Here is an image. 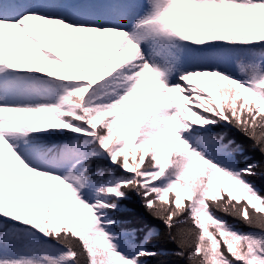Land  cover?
<instances>
[{
    "label": "snow or ice",
    "instance_id": "1",
    "mask_svg": "<svg viewBox=\"0 0 264 264\" xmlns=\"http://www.w3.org/2000/svg\"><path fill=\"white\" fill-rule=\"evenodd\" d=\"M225 128L264 157V0H0V264H152L132 194L188 264H264Z\"/></svg>",
    "mask_w": 264,
    "mask_h": 264
},
{
    "label": "trees",
    "instance_id": "2",
    "mask_svg": "<svg viewBox=\"0 0 264 264\" xmlns=\"http://www.w3.org/2000/svg\"><path fill=\"white\" fill-rule=\"evenodd\" d=\"M223 132L226 133L228 139H233L238 143H243L244 145V153L240 157L241 160L245 158H250L255 161H261V168L257 169V172H264V157L261 156L258 149L253 150L250 145L252 141L243 137L242 134L237 132L235 129L225 128ZM255 183L261 189H264V175H257L253 178ZM126 207L130 210L125 213H117V217L121 218L126 223L137 222L140 219L148 220L153 227L157 229V235L153 238L151 245L155 248V250L159 251L161 254L153 259L152 264H188L187 258H181L175 256L173 253L178 250V239L180 237L182 229H186L190 227V225H180L175 227L172 230L171 235L169 234L167 228L162 224L161 221L152 218L148 215V210L143 207L140 202L139 197H136L132 194V199L130 201L125 202ZM218 215H225L224 213H217ZM229 222L237 223L239 227L244 231H248L249 229L239 222L235 221L232 217H226ZM173 236L177 237V240L172 239ZM187 239H191L190 237H186Z\"/></svg>",
    "mask_w": 264,
    "mask_h": 264
}]
</instances>
